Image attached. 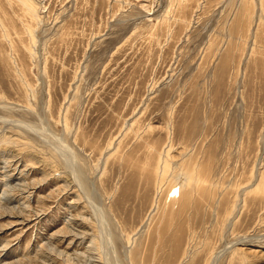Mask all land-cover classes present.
Returning <instances> with one entry per match:
<instances>
[{"label": "rangeland", "instance_id": "rangeland-1", "mask_svg": "<svg viewBox=\"0 0 264 264\" xmlns=\"http://www.w3.org/2000/svg\"><path fill=\"white\" fill-rule=\"evenodd\" d=\"M33 1L0 0V264H264L259 0ZM143 140L212 185H144Z\"/></svg>", "mask_w": 264, "mask_h": 264}, {"label": "bare ground", "instance_id": "bare-ground-1", "mask_svg": "<svg viewBox=\"0 0 264 264\" xmlns=\"http://www.w3.org/2000/svg\"><path fill=\"white\" fill-rule=\"evenodd\" d=\"M25 1L28 5V9L30 10L29 13L31 12V10L33 11V13L34 12L37 13V10L35 8V4H33L34 1L33 2H31V0H25ZM186 2H187V0H168L167 1L166 5H165V9H164V15L161 18V22L165 24L168 31L170 30L169 22H168L169 19H173V22L175 23L177 20H179V17H181L184 14L189 13L186 11V9L188 8V5L186 4ZM243 2H244V9H243L244 14L243 15L244 16H248V15L250 16L251 9L254 8L252 5V4H254V0H243ZM19 3H21V2H19ZM258 3L260 6V9H261V12H262L263 7H264L263 6L264 0H259ZM21 4H23V3H21ZM33 17H36V16L33 15ZM30 34H32V32H30ZM6 35H7V33H6ZM31 40H32V35H31ZM33 42H34V40H33ZM171 148L172 147L169 145V142L165 143L164 145L159 147L156 145V143L151 144L150 142H147V140L146 141L143 140V143L141 144L140 149L141 150L144 149L145 155L143 157L144 159H142V161L139 162L140 167H138V168H139V175H141L144 185L149 186V187L153 186L154 189H156V190L159 189L158 193L161 190H164V187H168L169 189L167 190V195L169 194L170 197L172 196L171 197L172 199H175V198L179 197L180 195L186 199L190 198L193 196V194H198L200 192V190L204 189V187L206 188V184H207V186L209 184L212 185L211 182L208 180L206 174H202L200 172L199 168H197V166L194 163H191V164H185L184 163L183 164V167L180 168V170L183 171L182 180H180L179 179L180 173H178L176 171L177 167L175 166V163L173 162L175 159L170 154ZM140 149H137V150H140ZM141 150H140V153L142 152ZM176 183H180L179 184L180 185L179 190H177L178 191L177 193L171 194V191L173 190ZM260 187L264 188V175L263 174H261L257 184H255V186L253 188H250V190H248V191L246 190L247 194L250 191H253L256 189L258 191V189ZM151 189H152V187H151ZM175 189H176V187H175ZM209 192H210V188H209ZM235 196H236V194H235ZM176 203H177V201H176ZM97 255H99V253H97ZM100 261H101V259H100Z\"/></svg>", "mask_w": 264, "mask_h": 264}]
</instances>
